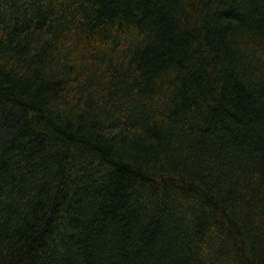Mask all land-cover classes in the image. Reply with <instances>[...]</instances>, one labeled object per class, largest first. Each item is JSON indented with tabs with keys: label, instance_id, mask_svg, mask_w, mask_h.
<instances>
[{
	"label": "trees",
	"instance_id": "1",
	"mask_svg": "<svg viewBox=\"0 0 264 264\" xmlns=\"http://www.w3.org/2000/svg\"><path fill=\"white\" fill-rule=\"evenodd\" d=\"M0 264H264V0H0Z\"/></svg>",
	"mask_w": 264,
	"mask_h": 264
}]
</instances>
